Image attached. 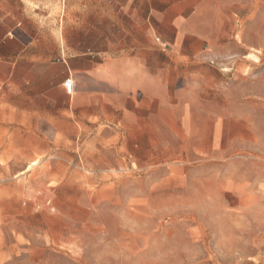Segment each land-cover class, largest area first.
<instances>
[{
	"label": "rangeland",
	"instance_id": "obj_1",
	"mask_svg": "<svg viewBox=\"0 0 264 264\" xmlns=\"http://www.w3.org/2000/svg\"><path fill=\"white\" fill-rule=\"evenodd\" d=\"M63 2L0 0V264H264V0ZM45 37L87 112L31 115Z\"/></svg>",
	"mask_w": 264,
	"mask_h": 264
},
{
	"label": "crops",
	"instance_id": "obj_2",
	"mask_svg": "<svg viewBox=\"0 0 264 264\" xmlns=\"http://www.w3.org/2000/svg\"><path fill=\"white\" fill-rule=\"evenodd\" d=\"M61 1L64 4L63 0ZM44 39V53H42L41 46L37 48V55H33L31 45L22 50L24 54L22 59L27 62L24 64V71L29 81L27 98L30 101L31 115L87 112L89 108L98 104V97L93 95L94 86L111 87L116 79L117 67L114 64V66L97 64L95 54L88 52L65 57L60 55L53 38L45 37ZM54 52L58 57H53ZM127 71L132 72V67H127ZM109 74H112V78H109ZM67 79L73 83L71 95H68L62 86ZM127 84L131 83L116 86L118 98L135 85L124 88ZM83 87L85 91L82 90ZM54 96L61 99V106L52 102ZM101 101L105 105V100L101 99ZM46 108H53V112L49 113Z\"/></svg>",
	"mask_w": 264,
	"mask_h": 264
},
{
	"label": "built area",
	"instance_id": "obj_3",
	"mask_svg": "<svg viewBox=\"0 0 264 264\" xmlns=\"http://www.w3.org/2000/svg\"><path fill=\"white\" fill-rule=\"evenodd\" d=\"M65 92L68 94V95H71L72 94V91H73V83L70 79H67L63 82L62 84Z\"/></svg>",
	"mask_w": 264,
	"mask_h": 264
}]
</instances>
